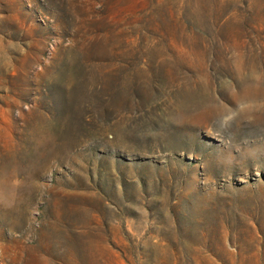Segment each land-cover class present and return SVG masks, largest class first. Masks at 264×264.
I'll use <instances>...</instances> for the list:
<instances>
[{"label": "rangeland", "instance_id": "374dc122", "mask_svg": "<svg viewBox=\"0 0 264 264\" xmlns=\"http://www.w3.org/2000/svg\"><path fill=\"white\" fill-rule=\"evenodd\" d=\"M261 104L264 0H0V264H264Z\"/></svg>", "mask_w": 264, "mask_h": 264}, {"label": "clouds", "instance_id": "9594fccd", "mask_svg": "<svg viewBox=\"0 0 264 264\" xmlns=\"http://www.w3.org/2000/svg\"><path fill=\"white\" fill-rule=\"evenodd\" d=\"M259 107H260V108H264V104H261ZM242 109H243V106H242ZM223 123H224V124H227V123H228V119L225 118L224 121H223Z\"/></svg>", "mask_w": 264, "mask_h": 264}]
</instances>
